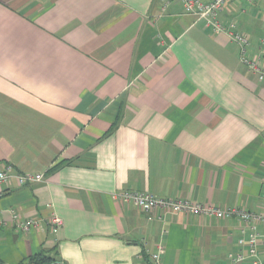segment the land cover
I'll list each match as a JSON object with an SVG mask.
<instances>
[{"label": "crops", "instance_id": "1", "mask_svg": "<svg viewBox=\"0 0 264 264\" xmlns=\"http://www.w3.org/2000/svg\"><path fill=\"white\" fill-rule=\"evenodd\" d=\"M220 20L264 64V0H231ZM7 164L44 180L0 183L3 264L40 252L63 264H154L159 246L162 264H251L237 218L145 212L114 194L263 213L264 79L228 32L176 0H0ZM29 218L41 225L25 230Z\"/></svg>", "mask_w": 264, "mask_h": 264}, {"label": "built area", "instance_id": "2", "mask_svg": "<svg viewBox=\"0 0 264 264\" xmlns=\"http://www.w3.org/2000/svg\"><path fill=\"white\" fill-rule=\"evenodd\" d=\"M180 2L187 13L197 15L203 19L206 27L213 30L215 33L228 32L232 40L238 44L241 54V61L251 71L258 75L260 80L264 79V64L260 56L258 58L250 55V40L247 36L236 30V23L231 22L228 25L220 20V15L223 13L226 5L231 0H176ZM249 2L253 0H247ZM264 57V38L261 40L260 54ZM16 180L20 186L33 185L44 180L43 173L34 172H18L16 168L7 164L0 170V183L8 182L9 180ZM127 203H132L138 206L145 212L161 211L171 213H187L196 216H209L219 219L223 218H237L244 224L243 233L248 232V238L243 235L239 239V244L248 247L250 256L252 257L251 264H264V255L262 257L258 254V243H264V212L256 213L246 210L239 206L222 207L215 204H203L187 199L166 198L157 196L151 192H141L134 190H122L114 194ZM54 231H57L63 225V219L51 210L49 217L46 220ZM41 225L40 219L29 218L24 222V229L38 227ZM263 226V231L259 226ZM163 246H159L153 252L154 264H162L161 251ZM230 257L235 263H241L244 260L242 255H232Z\"/></svg>", "mask_w": 264, "mask_h": 264}, {"label": "trees", "instance_id": "3", "mask_svg": "<svg viewBox=\"0 0 264 264\" xmlns=\"http://www.w3.org/2000/svg\"><path fill=\"white\" fill-rule=\"evenodd\" d=\"M0 264H3L0 259ZM21 264H63L58 256L46 254L45 252H40L27 259H25Z\"/></svg>", "mask_w": 264, "mask_h": 264}]
</instances>
